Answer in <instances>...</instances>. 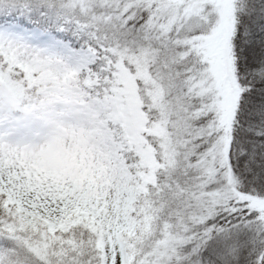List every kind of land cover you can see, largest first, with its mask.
I'll return each mask as SVG.
<instances>
[{
    "label": "rangeland",
    "instance_id": "obj_1",
    "mask_svg": "<svg viewBox=\"0 0 264 264\" xmlns=\"http://www.w3.org/2000/svg\"><path fill=\"white\" fill-rule=\"evenodd\" d=\"M32 5L54 6L76 28L97 30L99 45L57 36L62 22L57 31L22 23ZM233 13L234 0H0V56L40 96L21 103L20 89L0 70L4 204L40 217L50 232L75 218L93 222L99 264H133L124 240L135 232L133 201L155 182L159 166L175 174L174 204L152 253L137 264H165L190 222L207 220L218 205L244 204L264 225V196L238 189L228 160L238 95ZM97 59L111 71L107 86H97ZM137 78L153 108L150 121ZM110 123L121 126L123 139ZM124 143L138 154L136 176L120 154Z\"/></svg>",
    "mask_w": 264,
    "mask_h": 264
},
{
    "label": "trees",
    "instance_id": "obj_2",
    "mask_svg": "<svg viewBox=\"0 0 264 264\" xmlns=\"http://www.w3.org/2000/svg\"><path fill=\"white\" fill-rule=\"evenodd\" d=\"M18 5L12 4V10H18ZM25 11L29 15L26 17L22 13V23L30 24L35 20L40 26L57 31L62 22L57 36L68 38L75 45L84 42L99 45L97 30L87 33L76 28L72 18L60 17L54 6L45 9L32 5ZM233 15L231 55L238 95L230 123L228 160L238 189L264 196V0H234ZM129 24L132 28L131 20ZM100 58L105 57L101 55ZM103 65L99 59L92 63L100 78L98 87L107 86L106 78L111 77V71L102 69ZM0 70L20 89L21 103L39 100L34 87L27 86L22 72L16 66L8 65L1 56ZM150 70L164 81L153 64ZM137 83L142 107L150 121L153 108L146 86L140 78ZM110 126L113 135L123 139L121 126L115 123ZM146 136L159 149L156 136L151 133ZM120 154L132 175L136 176L141 168L138 154L126 143ZM155 175V182L148 183L146 190L137 194L133 201L135 232L124 235L134 256L133 264L152 253L151 249L161 235L159 225L164 213L174 204V172L159 166ZM236 204L235 208L229 204L218 205L203 222L189 221L185 241L178 244L177 255L165 264H264L262 220L257 211ZM185 212L183 216L187 215ZM98 236L99 227L83 218L66 221L50 232L40 217L24 216L14 206L4 204V195L0 192V264H99Z\"/></svg>",
    "mask_w": 264,
    "mask_h": 264
}]
</instances>
